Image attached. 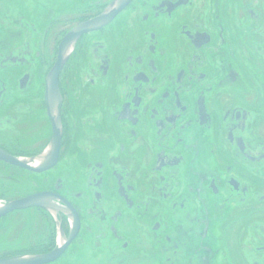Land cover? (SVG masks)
Returning <instances> with one entry per match:
<instances>
[{
  "label": "flooded vegetation",
  "instance_id": "flooded-vegetation-1",
  "mask_svg": "<svg viewBox=\"0 0 264 264\" xmlns=\"http://www.w3.org/2000/svg\"><path fill=\"white\" fill-rule=\"evenodd\" d=\"M114 1L0 3V150L53 160L0 158V205L43 196L0 216V259L264 264V0H130L48 99Z\"/></svg>",
  "mask_w": 264,
  "mask_h": 264
},
{
  "label": "water",
  "instance_id": "water-1",
  "mask_svg": "<svg viewBox=\"0 0 264 264\" xmlns=\"http://www.w3.org/2000/svg\"><path fill=\"white\" fill-rule=\"evenodd\" d=\"M129 1L130 0H115L98 16L80 23L79 25L75 26L66 35V37L63 39L59 47L58 60L56 61V63L54 64V66L52 67L46 78V94L48 99H54L58 97L57 75L63 61V54L65 50L69 48V46L82 32L105 24ZM52 146L55 152L57 149V141L56 143L54 142ZM0 158H3L5 161H8L12 164H17L22 167L28 169H35V170H42L53 163V160H51V161H47L45 165L43 164L37 168H33L29 165L27 161L25 160L22 161L15 159L13 157H9L2 150H0ZM41 199H43L42 195H31L20 199L10 200L0 205V216L14 209L40 204ZM58 254L59 251L41 256H33V257L18 256L7 259H0V264H42L53 260Z\"/></svg>",
  "mask_w": 264,
  "mask_h": 264
},
{
  "label": "rangeland",
  "instance_id": "rangeland-1",
  "mask_svg": "<svg viewBox=\"0 0 264 264\" xmlns=\"http://www.w3.org/2000/svg\"><path fill=\"white\" fill-rule=\"evenodd\" d=\"M10 1H12V0H0V3L2 4V3H5V4H8ZM15 1H21V0H15ZM22 191V190H21ZM23 192V191H22ZM24 192H26V191H24ZM20 219H22V218H18L17 220H19L20 221ZM12 236V235H11ZM13 237V236H12ZM12 237H10V238H12Z\"/></svg>",
  "mask_w": 264,
  "mask_h": 264
}]
</instances>
